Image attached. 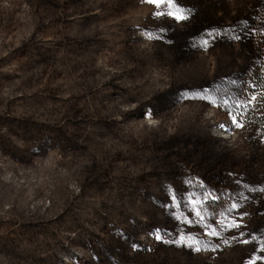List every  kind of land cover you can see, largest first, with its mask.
I'll list each match as a JSON object with an SVG mask.
<instances>
[{
    "label": "rangeland",
    "instance_id": "374dc122",
    "mask_svg": "<svg viewBox=\"0 0 264 264\" xmlns=\"http://www.w3.org/2000/svg\"><path fill=\"white\" fill-rule=\"evenodd\" d=\"M177 9L186 20L144 0H0V264H264V193L248 190L264 187V97L249 88L264 0ZM201 90L256 100L237 127ZM186 186L203 221L169 195ZM226 201L239 207L221 215ZM217 219L240 227L206 235Z\"/></svg>",
    "mask_w": 264,
    "mask_h": 264
},
{
    "label": "snow or ice",
    "instance_id": "6c2138e0",
    "mask_svg": "<svg viewBox=\"0 0 264 264\" xmlns=\"http://www.w3.org/2000/svg\"><path fill=\"white\" fill-rule=\"evenodd\" d=\"M144 2H146L150 5H153L157 9V15L158 16L169 17V18L174 19L177 22L186 20L187 19V12H190V10H180V9L173 11L172 9L176 8L178 0H144ZM165 8L168 9L167 12H164ZM237 39H238V37H237ZM204 43L207 44V41H205ZM232 83L235 84L234 81ZM201 91L204 93V95L201 98L204 99L206 103L212 105L213 107H221L225 111H227L228 114L232 118V123L235 124L237 127H241L242 125L240 124L239 120L237 119V116L235 114L236 111L240 107L246 106L247 104H250L252 101L256 100V96L252 95L251 97H245L243 100V104H241L239 98L234 100V99H232V97L230 95H227L226 93H222L219 96L213 95V96L209 97L208 90H201ZM200 187L204 188L206 186L201 184ZM248 190L253 191V192L259 191L261 193H264V187L249 188ZM184 191L190 193L187 198H185L184 192H174V193H170L169 195L172 196L173 200L180 201V203L182 204L183 207L188 208L189 213L196 215L197 217L200 218L201 221H203L204 217L201 215L200 211H198L195 207L191 206L194 204L192 197H195L197 194L194 192H190V190L187 188V186L185 187ZM223 194H224L223 192L218 194L215 189L203 192L201 194V199L203 201L202 206H206L209 203H211L213 205L219 203L220 198ZM230 199H232V198L230 197ZM244 199H247V197H244ZM225 204H226V207L224 209V212L221 213V215H224V213L231 214V212L233 210H235L239 207V204L237 202L228 203L226 201ZM174 206H179V205H174ZM213 215H215V213H213ZM180 223H187L190 225L192 223V221L191 220H182V221H180ZM202 226L206 229H209V231L205 233L206 235L218 236L219 232L217 231V228H223V229L230 228V227L239 228L240 224L237 223L235 220H233L231 224H226V223H223L222 221H220L219 219H217L214 221V224H203ZM177 228L179 231H183V229L179 228V224L177 225ZM253 239L255 240L256 237L254 236ZM243 242L248 243V241H243ZM225 243H227V241H225ZM195 244H196V242L193 241L192 243H189L186 246L193 247L194 250L197 252L201 251V248L199 246H195ZM262 250H264V249H262ZM250 264H251V262H250Z\"/></svg>",
    "mask_w": 264,
    "mask_h": 264
},
{
    "label": "trees",
    "instance_id": "16d2710c",
    "mask_svg": "<svg viewBox=\"0 0 264 264\" xmlns=\"http://www.w3.org/2000/svg\"><path fill=\"white\" fill-rule=\"evenodd\" d=\"M111 77L113 78V75ZM249 84H250L249 88H255V90L258 92L259 97H264V71L263 70L255 71V73H253V76L251 77V79L249 81ZM137 110L141 112L143 110V108L137 107ZM122 111L125 114H130V113L136 111V109L128 108V109H124ZM207 115L208 114L202 116V122L204 124L207 123V125H209L208 127L212 128L214 126V124L213 123L210 124L211 119H207ZM184 120H185V117H180L178 119V124H181V122H184ZM156 123H157V125L154 127V126H151L147 121L146 122H140V124H141L140 126L143 128V131H149V132L154 133V132L159 131L161 129L160 127L162 126L159 122H156ZM194 123L199 124L200 119L198 117L195 118ZM207 132H208V135L213 136L212 130L207 129L206 133ZM217 140H219V142H224V145L232 151H235L239 148L237 139L228 138V137H224V136L219 135L217 137ZM71 187H73V186H71ZM74 192H76V191H74ZM76 195H78V194H76Z\"/></svg>",
    "mask_w": 264,
    "mask_h": 264
},
{
    "label": "bare ground",
    "instance_id": "6f19581e",
    "mask_svg": "<svg viewBox=\"0 0 264 264\" xmlns=\"http://www.w3.org/2000/svg\"><path fill=\"white\" fill-rule=\"evenodd\" d=\"M225 126V125H224ZM227 127V126H226Z\"/></svg>",
    "mask_w": 264,
    "mask_h": 264
}]
</instances>
